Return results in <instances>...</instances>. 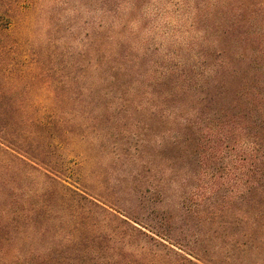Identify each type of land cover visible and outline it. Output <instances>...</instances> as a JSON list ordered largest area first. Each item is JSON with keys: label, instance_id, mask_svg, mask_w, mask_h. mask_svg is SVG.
Segmentation results:
<instances>
[{"label": "trees", "instance_id": "16d2710c", "mask_svg": "<svg viewBox=\"0 0 264 264\" xmlns=\"http://www.w3.org/2000/svg\"><path fill=\"white\" fill-rule=\"evenodd\" d=\"M34 1L0 0V29L40 24L57 51L61 16L36 14ZM87 2L72 67L88 73L86 88L148 105L93 120L71 168L32 144L40 127L23 128L25 106L0 103V229L14 223L12 240L28 245L0 250V264H264V0ZM11 47L0 42V79ZM137 115L155 123L164 168L144 158L143 133L110 132ZM26 169L41 186L18 191ZM122 185L135 202L120 207Z\"/></svg>", "mask_w": 264, "mask_h": 264}, {"label": "rangeland", "instance_id": "374dc122", "mask_svg": "<svg viewBox=\"0 0 264 264\" xmlns=\"http://www.w3.org/2000/svg\"><path fill=\"white\" fill-rule=\"evenodd\" d=\"M32 7L36 14L41 10H49L57 12L56 18L61 16V18L53 20L54 22L59 20L58 24H62L58 29L59 31L53 34L57 37V51H53L54 46L48 48V41L44 33L43 35L38 33L40 24H33V27L20 25L11 26L5 30L0 29V42H7L8 45L12 46L11 50H8L4 56L9 66L6 77L0 79V87L4 86L7 94H5L6 98H0V103L4 101V103L25 106L24 117L26 120L23 121L25 125L22 123L23 128L29 129L28 124L34 119L38 120V127H40L32 135L35 140L32 144L51 150L50 156L54 161L64 159L65 166L76 168L81 158L74 152L84 149L81 140L85 138H80L82 133H95V128L89 126L93 125V120L100 118L102 113L111 114L122 107L134 110V107L138 108L137 105L139 104L142 106L148 104L139 101V99H134L129 104L124 105V102L119 99L121 96L128 98V100L132 99L126 95L125 89L86 88L88 73L84 69L77 71L78 69L72 67V62L77 58L76 52L85 48L89 17L87 0H35ZM65 67L68 68L62 71L57 69ZM93 93L98 94L95 102H91L89 99ZM137 120L138 122L122 118L119 121L111 122L110 132L117 135H123L124 132L126 134L143 133L148 137L144 158L146 160L155 158L159 166L164 168L166 165L165 158L159 156L158 153L163 154L165 150L162 146H153L155 141L158 143L162 139L154 132L155 123L153 120L148 122L138 115ZM104 123L101 125L107 129ZM164 128L165 124H163L162 129L164 130ZM100 132L103 133L104 131L100 130ZM48 135L51 137H47ZM103 136L104 134L98 135L92 140L97 143L104 142ZM105 138L109 140V135H105ZM61 145L64 146L63 150H61ZM100 155L102 154L97 153V157ZM115 173L117 177L123 178L122 168H117ZM21 183L22 187L18 191L35 190L41 186L37 177L32 175L28 169L23 171ZM124 188L122 185L120 194L118 193L119 200L122 202L118 205L120 207L125 206L128 202H135L130 196L131 194L123 191ZM46 203L54 205L57 202L50 200ZM13 225L14 223H10L2 231L0 229V250L13 248L25 252L28 247L26 243L18 242L15 244V240H12ZM40 244L37 242L31 244V247L42 246ZM22 259L23 257H18L15 260L23 262Z\"/></svg>", "mask_w": 264, "mask_h": 264}]
</instances>
